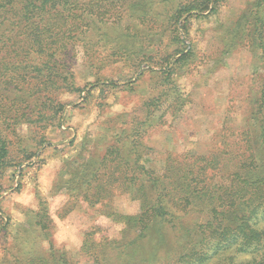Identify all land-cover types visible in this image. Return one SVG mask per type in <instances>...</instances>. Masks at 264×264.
Masks as SVG:
<instances>
[{
  "label": "rangeland",
  "instance_id": "obj_1",
  "mask_svg": "<svg viewBox=\"0 0 264 264\" xmlns=\"http://www.w3.org/2000/svg\"><path fill=\"white\" fill-rule=\"evenodd\" d=\"M187 1H123L115 23L89 28L86 48L75 46L77 90L54 93L65 103L58 126L19 125L22 140L11 146L13 165L0 173V264H25L32 257L86 264L92 261L81 250L86 232L97 240L119 237V226L80 190L91 170L84 160L101 157L119 136L137 141L131 160L160 169L169 155L208 154L237 139L238 131L259 127L252 114L264 64L257 49L237 40L235 23L255 0H222L212 13L185 18L178 8ZM189 48L192 53L177 60ZM174 89L177 100L157 125L140 123L143 102ZM111 204L122 214L136 210L123 193ZM39 216L45 230L33 225ZM206 216L192 209L181 223L191 227ZM163 250L147 243L143 252L162 260Z\"/></svg>",
  "mask_w": 264,
  "mask_h": 264
},
{
  "label": "trees",
  "instance_id": "obj_2",
  "mask_svg": "<svg viewBox=\"0 0 264 264\" xmlns=\"http://www.w3.org/2000/svg\"><path fill=\"white\" fill-rule=\"evenodd\" d=\"M123 1L0 0V173L13 165L11 146L22 140L19 125L34 124L40 130L58 126L65 103L54 93L77 90L75 46L86 48L89 28L115 23ZM221 1L188 0L178 9L185 18L197 17L214 12ZM235 23L237 40L257 49L264 64V0L253 1ZM187 53L192 50L177 60ZM177 97L174 89L146 99L139 122L147 123L146 128L157 125ZM156 111H161L157 118ZM252 115L259 127L238 131L237 139L208 154L169 155L160 169L131 160V144L137 141L130 144L122 136L98 159L93 154L85 159L91 170L82 195L101 206L120 234L97 240L86 232L81 250L92 258L86 264H264V84ZM116 193L128 195L136 210L115 211L111 201ZM192 209L207 216L184 226L181 220ZM39 218L33 225L45 230ZM147 243L153 250L164 249L162 260L143 252ZM37 263L47 264L34 257L25 264Z\"/></svg>",
  "mask_w": 264,
  "mask_h": 264
}]
</instances>
